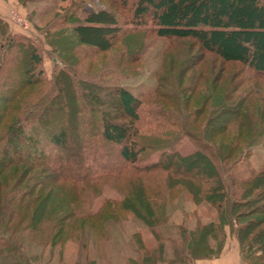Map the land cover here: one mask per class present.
<instances>
[{"label": "trees", "instance_id": "trees-1", "mask_svg": "<svg viewBox=\"0 0 264 264\" xmlns=\"http://www.w3.org/2000/svg\"><path fill=\"white\" fill-rule=\"evenodd\" d=\"M19 1L24 4L30 0ZM116 2L129 8L137 29L170 39L193 40L203 55L189 68L197 70L200 80L185 83L180 89L177 79L165 81L141 97L117 86L108 92L111 98L107 102L92 90L77 91L76 104L100 112L101 138L121 147L117 167L105 170L102 165L96 170L99 163L83 149H68L54 165L49 154L38 149L37 139L27 136L25 120L29 118L25 116L35 114L37 131L46 133L44 126L51 127L55 117L64 124L75 119V109L71 115L53 111L48 121L44 117L49 110L46 104L31 108L30 91L46 79L40 44L12 31L0 17V264H36L27 243L45 247L85 241L86 226L105 237L109 220L130 216L149 225L159 242L152 248L139 243L144 255L135 264L164 263L163 235L156 228L168 221V201L183 192L196 204L211 206L216 216L198 213L195 229L179 227L178 236L184 243L182 250L175 251L178 257L185 251L195 259L219 256L227 239L226 227H230L242 260L257 259L258 264H264V163L257 168L250 160L252 146L264 141V0H133L130 7L129 0ZM72 31L74 39L70 42L66 38L63 49L72 43L70 50L82 47L102 53L112 50L123 32L117 11L106 5L86 12ZM135 45L124 43L128 54L135 49L131 47L140 46ZM207 54L212 57L210 62ZM60 58L65 68L58 69L54 79L59 81L62 74V85L65 92L69 90L72 102L68 88L77 73ZM226 63L242 68L230 71L225 69ZM21 71L31 77L21 76ZM32 76L37 79L31 80ZM12 77L16 82L10 88L4 81ZM62 90L61 86L59 93ZM67 104L63 103L64 108ZM106 105L117 115L103 110ZM78 121L52 134V142L63 146L69 140V129L79 127L90 140L88 129L84 131V124ZM138 123L148 129L142 131ZM184 136L196 141V151L182 154L172 149ZM168 146L172 150L162 151L158 161L138 163L145 149ZM68 158L73 162H66ZM108 180L118 182L119 197L105 199L95 209V198L103 192L99 184Z\"/></svg>", "mask_w": 264, "mask_h": 264}, {"label": "rangeland", "instance_id": "rangeland-1", "mask_svg": "<svg viewBox=\"0 0 264 264\" xmlns=\"http://www.w3.org/2000/svg\"><path fill=\"white\" fill-rule=\"evenodd\" d=\"M131 1L133 0H129V7ZM9 2L10 9L7 8L9 11L6 10L3 17L9 23L12 31L31 37L33 40L39 42L41 47L40 53L43 58L41 66L44 69L46 79H42L41 83L33 86V91H30L31 108L35 104H46L49 110L45 113L44 117L47 120L49 119L48 121H51V113L53 111L58 110V112L60 111L63 114L67 113L71 115L75 109V119L69 120L64 124L62 119L55 120V117L50 122L51 127H49L50 124H48L49 126H44L47 129L46 133H44L43 129L41 132L39 131L40 133L37 131L39 122L35 114L29 113L25 116V118H29L25 120L26 124L24 123L27 136L37 139L38 149H42L48 153L51 163L54 165L59 163L58 157L61 153H66L68 149H73L74 151L83 149V151L81 150L82 152L87 151L91 155L90 158L95 159L99 163L96 170L100 171L102 169L100 166L102 165L105 166L103 167L105 170H107L106 168L115 169L113 165L117 167L116 162L121 147L101 138L100 112L97 110L90 111L89 107L92 109L91 106L87 107L86 105L80 106V103L76 104L74 96L77 94V91L85 92L92 90L100 97H106L107 102L111 98L108 92L117 86L128 88L135 96L141 97L143 93L156 88L160 83H164L165 81L172 83L177 79L180 89V86L185 83L200 80L196 73L197 70L189 68L192 62L199 61L203 55L193 40H176L160 37L150 31H145L141 27L138 28L140 29L139 31L135 28L134 22L131 21L132 14H130L129 8L121 7L119 2L114 3V0H30L24 4H21L19 0H10ZM105 5L117 11L119 25L123 31L116 37L114 48L105 53L82 47L78 48V50L75 47L70 50L72 43H69V46L63 49L61 46H63V43H66V38L70 39V42L74 39L72 28L77 22L84 19L85 13L90 10L103 8ZM11 13L18 15L26 27L14 21L11 18ZM124 40L126 41L124 42ZM57 43L59 44L57 45ZM124 43L129 45L131 43L132 45L136 44L135 46H139L140 44V46L131 47L135 49L128 54L129 52ZM54 44L58 47L56 46V48ZM61 56L71 64L70 70L77 73L76 77L73 76L75 79L73 80L74 83L72 82L68 88L70 89V94L73 95L72 102H69V90L65 92L66 87L62 85V74L59 76V81L54 79V73L58 69L65 68V65L61 61ZM211 58V55H206V59L209 62ZM217 62L219 66L222 65L221 62ZM30 64L31 62L28 61V65ZM224 65L225 69L230 71L242 68V65L237 63H226ZM20 73L21 76L26 78L31 77V74H25L22 71ZM14 78L12 77L11 80H7L8 82L4 81V84L8 85V87L14 85L16 82ZM35 78V76H32L31 80ZM61 86L63 90L59 93ZM37 89L39 92L36 91ZM49 99H51V102ZM65 102L68 103V108H64L63 103ZM103 110L112 111L113 115H117L112 106L106 105L103 107ZM140 111L145 115L143 110ZM76 121H78L79 125H81V122L84 124V131L86 128L88 129L87 135H85L90 140H86V137L82 135L81 127H79L69 129V140L63 146L52 142L50 137L52 134H58L66 124L75 126ZM85 124L89 125L91 130ZM92 124L94 127H92ZM138 126L142 131L148 129V126L142 125V123H138ZM170 128L178 132L175 127ZM197 148L196 141L188 136H184L182 139H177L175 148L172 149H176L182 154H189L196 151ZM172 149L170 146L167 149H145L140 154L138 163L146 165L158 161L162 151H170ZM250 160L257 168H260L264 163V141H258L252 146ZM66 162L71 163L73 160L68 158ZM88 164L94 163L89 161ZM118 165H122V163ZM117 186L118 182L116 180H108L104 184H99V188L103 192L95 198L94 208H99L105 199L118 198ZM198 213H203L208 218L216 216L211 206L206 203L196 204L188 192H183L176 196V198L168 201L166 205L168 221L156 228L163 235L162 242L165 244V256L167 260L164 263L157 264H202V260H209V262L216 260L215 258L218 256L195 259L192 258V255H187L186 251L182 257L176 255L175 251L178 249L182 250L184 243L178 236L180 232L179 227L183 225L189 230L195 229ZM254 217H258V215ZM226 229L227 256L228 254H233L237 258L238 264H258L257 259L242 260L236 235L232 234L230 227H226ZM106 230L107 234L104 237L98 230L86 226L85 233L87 240L79 242L68 241L63 245H48L43 247L27 243L28 253L34 256L36 264H135L144 255L143 251L139 250L141 243L148 248L156 247L159 244L152 233L151 227L134 216L119 221L114 219L109 220L106 224ZM138 235L140 236L138 237ZM211 243L215 245L216 242L212 240ZM87 255L88 258H86Z\"/></svg>", "mask_w": 264, "mask_h": 264}, {"label": "crops", "instance_id": "crops-1", "mask_svg": "<svg viewBox=\"0 0 264 264\" xmlns=\"http://www.w3.org/2000/svg\"><path fill=\"white\" fill-rule=\"evenodd\" d=\"M10 0H0V17L4 18L3 17V14L4 12L7 10L9 11L8 9H10ZM8 8V9H7ZM9 14V12H8ZM231 257V258H230ZM216 260H214L213 262H209V260L207 261H204L202 260V264H238L237 262V258H235V256L233 254H226V243H225V246L221 252V254L215 258Z\"/></svg>", "mask_w": 264, "mask_h": 264}, {"label": "built area", "instance_id": "built-area-1", "mask_svg": "<svg viewBox=\"0 0 264 264\" xmlns=\"http://www.w3.org/2000/svg\"><path fill=\"white\" fill-rule=\"evenodd\" d=\"M11 18L16 21L17 23L21 24L22 26L26 27L25 23L22 22L20 17L16 15L15 13H11Z\"/></svg>", "mask_w": 264, "mask_h": 264}]
</instances>
